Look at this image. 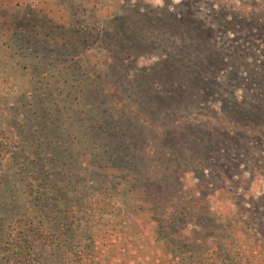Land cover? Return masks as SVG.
Wrapping results in <instances>:
<instances>
[{"label":"rangeland","instance_id":"rangeland-1","mask_svg":"<svg viewBox=\"0 0 264 264\" xmlns=\"http://www.w3.org/2000/svg\"><path fill=\"white\" fill-rule=\"evenodd\" d=\"M181 2L0 0V133L8 136L10 149L0 163V264L6 263L4 254L12 249L4 239L8 234L18 236L21 226L46 228L57 238L55 246L60 247L37 264H200L203 253L192 246L190 232L203 225L213 230L208 242L221 247L223 264H246L243 257L264 255V227L249 228L251 217L244 211L264 198L261 29L252 31L251 41H243L247 32L241 29L220 33L221 47L235 40L247 53L228 51L226 65L217 73L221 85L215 94L198 99L190 112L173 109L174 118L164 126L170 128L190 114L200 123L189 131L192 140L179 130L178 138L172 134L175 141L159 140L165 148H187L188 156L180 153V158L190 159L206 151L198 142L207 138L205 124L230 125L240 136L231 165L224 162L226 155L211 153L214 164L208 173L218 180L213 181L209 200L206 192L193 188L199 182L194 175L182 180L202 226L196 221L182 224L166 205L155 207V200L148 199L142 203L126 189L124 171L136 176L139 162L122 150L125 141L138 134L142 148L146 137L150 153L160 145L157 136L164 134L159 130L163 127H153L145 119L151 104L145 96L150 83L143 75L166 53L174 52L168 44L175 37L165 41L157 28L148 25L154 19L148 9ZM215 2L216 10L232 22L264 14V0ZM115 133L122 139L114 140ZM154 161L164 170L167 180L162 183L169 196V189L177 188L176 171L184 168L181 162H169L171 168L160 158ZM228 173L233 184L227 183V192L218 191ZM123 188L128 191L124 195ZM205 199L213 207L211 214Z\"/></svg>","mask_w":264,"mask_h":264},{"label":"trees","instance_id":"trees-1","mask_svg":"<svg viewBox=\"0 0 264 264\" xmlns=\"http://www.w3.org/2000/svg\"><path fill=\"white\" fill-rule=\"evenodd\" d=\"M215 5V0H212L211 3L206 0H183L177 6L148 9V13L154 16V19L148 25L157 28V34L164 36L165 41L169 40L170 35L175 37L173 42H171L173 44H168L173 46L172 51L174 52L166 53L150 73L143 75V78L150 83L149 88L144 89L146 99L151 104L150 115L145 119L153 127H163L159 130L164 132V134L157 136L156 144L160 145L155 149L152 148L150 153L148 152V148H146L147 144H149V140L146 137H144V140H147L146 146H142V148L138 147L139 144L136 141L139 138L138 134L130 135L129 139L132 141H125L124 148L122 149L124 152L128 150V155L132 154L133 158L139 162V173L136 176L131 170L124 171L129 183L126 189L131 190V193L142 203L144 199L147 203L148 199L155 200L152 204L155 207H159L161 203L166 205L174 214L180 217L182 224L196 221L195 225L197 223L199 226H202L200 224L202 217L193 212L197 211V205L192 202L190 203L186 199V186L182 183V180L189 174L194 175L195 180L199 182H194L193 188L197 193L206 192L207 194L204 197L209 200L210 194L215 188L213 181L218 180L216 178L213 179V176L208 173L209 168L214 164L211 157L212 151H215V154L212 155L216 157L220 153L226 155L223 160L228 165H231L236 161L234 156L239 151L238 142H240L241 138L234 129L229 127L230 125L219 124L216 127H212L209 124H205L204 126L208 127L207 138L198 142L203 145L205 144L206 151L200 153V156H195V158H198L197 160L193 156L190 159L182 157V159L187 160L186 165H183L180 153L188 156L187 148L181 150L180 145L177 148H173L172 145L170 146L171 149L165 148L159 140L160 138H167L172 142L175 141L176 139L173 138V135L178 138L177 130L181 131L183 136H188L192 140L193 138L189 136V131L195 130L194 128L200 123L194 121L190 114L177 120L170 128L164 126L165 122L168 120L171 122L172 118H174L176 113L173 112V109L177 113L178 111L190 112L197 105L198 99L203 100L216 93L217 88L221 85L218 81L217 73L220 72L219 69L221 67L226 65L225 57H227L229 50L232 52L247 53L246 51H241L244 47L240 46L237 41L231 39H226V41L231 40L227 48L221 47L220 45L224 43L219 41L220 33L227 34L233 29H241L247 32V35L244 34L246 38L243 41L245 39L250 41L253 39V30L261 29L262 34L264 33V14L263 16L252 15L251 17H239L236 22H232L224 18L223 13H219ZM204 6L207 10L203 9ZM185 41L188 43L186 44ZM231 44L233 45L231 46ZM117 75L122 79L126 77L125 74L118 73ZM176 77H180V80H176ZM200 86L202 88L199 90ZM199 105L202 104L200 103ZM144 130L140 129L139 132H143ZM116 137L117 139H122L118 133L112 136L114 140ZM8 140V136L1 132L0 163L7 159V155L10 153ZM133 147L138 149V151L129 149ZM115 151L113 150L111 154L114 155ZM157 151H161V153L159 154ZM116 157L119 159L121 154ZM159 158L165 162L164 165H169L171 168L172 165L168 164L169 162H181L180 164L184 168L181 173H178L179 170L176 171L174 185L177 188L169 189V192H167L169 196H165L167 188H165V183H162L167 180V177L163 174V168L157 165V161H154ZM122 161L125 162L124 158H122ZM118 163L121 164V162ZM193 164H197V167H192L191 165ZM115 170L119 171L117 169ZM169 171L167 169V172ZM215 174H218V171H215ZM153 176H157V178L153 179ZM225 177L226 180L222 181L225 186L218 188V191L227 192V185L233 184V182H229V173ZM126 189L123 188L120 190L123 191L122 195L128 192ZM208 200L205 199L204 201H207V206L210 208L209 213L211 214L213 207L210 206ZM262 202H264V198H260L251 208H245L244 211L249 213L251 217V222L247 223L249 228L252 225L264 227V211L261 210L262 207L264 209V206H262ZM199 213L201 212L199 211ZM20 223H23V221ZM212 233L213 230L205 225L199 230L194 229L190 232L192 246L203 253V260L200 264H223L219 260L222 252L221 247L218 244L208 242ZM17 235L11 236V234H8L4 239L5 245L12 248L10 252H5L4 254L6 256L5 264H32L33 262L37 264L43 257H48L50 250L55 251L56 248L60 247L55 246L57 238L50 236L46 228L26 230L21 226ZM37 240H40V244L38 245ZM242 260L246 264H264V255L255 253L249 258L243 257ZM66 261L70 262L71 260L64 259V262ZM81 261H85V258H82ZM68 264L78 263L70 262Z\"/></svg>","mask_w":264,"mask_h":264}]
</instances>
